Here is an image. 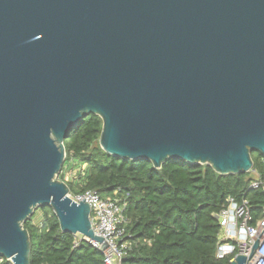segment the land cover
<instances>
[{"label": "water", "instance_id": "water-1", "mask_svg": "<svg viewBox=\"0 0 264 264\" xmlns=\"http://www.w3.org/2000/svg\"><path fill=\"white\" fill-rule=\"evenodd\" d=\"M89 114L110 155L250 171L251 152L264 155V0H0V256L12 264H29L22 223L36 206L105 247L56 178Z\"/></svg>", "mask_w": 264, "mask_h": 264}, {"label": "trees", "instance_id": "trees-1", "mask_svg": "<svg viewBox=\"0 0 264 264\" xmlns=\"http://www.w3.org/2000/svg\"><path fill=\"white\" fill-rule=\"evenodd\" d=\"M101 129V118L89 114L68 131L58 178L72 193L93 190L102 198L115 193L126 202L129 246L121 264H229L215 254L220 231L215 214L227 198L246 200L254 218L261 214L264 192L251 182L264 179V155L251 152V170L237 174L176 158L155 168L149 160L106 153L99 145ZM38 207L40 219L35 222L33 213L22 223L30 239L29 264H105L100 250L61 231L50 206Z\"/></svg>", "mask_w": 264, "mask_h": 264}, {"label": "built area", "instance_id": "built-area-1", "mask_svg": "<svg viewBox=\"0 0 264 264\" xmlns=\"http://www.w3.org/2000/svg\"><path fill=\"white\" fill-rule=\"evenodd\" d=\"M251 187H260L264 192V179L256 178L251 182ZM67 196L76 203L84 199L89 205L92 230L103 238L105 247L102 248V243L81 235L78 237L100 250L105 264H121L125 250L129 246L127 240L129 235L125 233V226L128 223L124 213L126 202L115 193L112 197L102 198L93 190L79 193L68 190ZM226 202V206L215 214L220 224L216 257L229 258L230 263L238 255L249 257L252 250L253 253L249 259L245 258L244 264H264V207L261 214L254 218L246 200L237 203L233 198H227ZM256 240L257 247L252 248ZM3 259L6 258L0 256V262ZM6 260L8 264H12L10 260Z\"/></svg>", "mask_w": 264, "mask_h": 264}, {"label": "rangeland", "instance_id": "rangeland-1", "mask_svg": "<svg viewBox=\"0 0 264 264\" xmlns=\"http://www.w3.org/2000/svg\"><path fill=\"white\" fill-rule=\"evenodd\" d=\"M68 174H70L71 172L70 171H68L67 172ZM253 175L255 176L256 174L253 172ZM56 178L58 179V180H60L59 178H58V175L56 176ZM264 207V205L261 207V209ZM260 209V210H261ZM33 213H35L34 214V221L36 222L37 220H39L40 219V217H41V211H40V209H39V207L38 206H36L35 207V209L33 210ZM32 213V214H33ZM256 218V217H255ZM77 236H79V235H77Z\"/></svg>", "mask_w": 264, "mask_h": 264}]
</instances>
